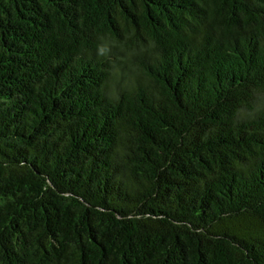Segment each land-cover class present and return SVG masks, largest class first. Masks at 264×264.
Returning a JSON list of instances; mask_svg holds the SVG:
<instances>
[{
  "label": "trees",
  "instance_id": "obj_1",
  "mask_svg": "<svg viewBox=\"0 0 264 264\" xmlns=\"http://www.w3.org/2000/svg\"><path fill=\"white\" fill-rule=\"evenodd\" d=\"M0 264H264V0H0Z\"/></svg>",
  "mask_w": 264,
  "mask_h": 264
},
{
  "label": "clouds",
  "instance_id": "obj_2",
  "mask_svg": "<svg viewBox=\"0 0 264 264\" xmlns=\"http://www.w3.org/2000/svg\"><path fill=\"white\" fill-rule=\"evenodd\" d=\"M100 52H101V54H103L104 53V49H101Z\"/></svg>",
  "mask_w": 264,
  "mask_h": 264
}]
</instances>
